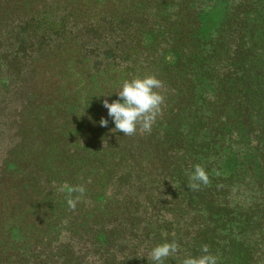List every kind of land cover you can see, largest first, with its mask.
Here are the masks:
<instances>
[{
	"label": "trees",
	"instance_id": "1",
	"mask_svg": "<svg viewBox=\"0 0 264 264\" xmlns=\"http://www.w3.org/2000/svg\"><path fill=\"white\" fill-rule=\"evenodd\" d=\"M146 74L162 115L112 132ZM0 116V264H264V0H0Z\"/></svg>",
	"mask_w": 264,
	"mask_h": 264
},
{
	"label": "clouds",
	"instance_id": "2",
	"mask_svg": "<svg viewBox=\"0 0 264 264\" xmlns=\"http://www.w3.org/2000/svg\"><path fill=\"white\" fill-rule=\"evenodd\" d=\"M163 83L155 75L133 76L121 83L120 89L115 92L119 99L109 103L103 100V106L108 110V116L114 121L115 128L112 132H122L126 136H132L139 131L141 134L150 133L152 125L158 116L162 115L164 104ZM107 96V95H106ZM100 125L106 127L108 121L101 118ZM201 184H209V176L203 166L196 164L194 170L189 173L188 187L199 190ZM173 186V185H172ZM174 187V186H173ZM66 192V202L70 209L75 210L86 189L83 185L71 186L64 183L59 189ZM73 193H79L73 198ZM179 245L173 240L154 246L148 253L147 259L155 264H164V260L175 255ZM202 255L186 256L180 264H217V259L209 252L207 245L202 246Z\"/></svg>",
	"mask_w": 264,
	"mask_h": 264
},
{
	"label": "rangeland",
	"instance_id": "3",
	"mask_svg": "<svg viewBox=\"0 0 264 264\" xmlns=\"http://www.w3.org/2000/svg\"><path fill=\"white\" fill-rule=\"evenodd\" d=\"M0 121H1V116H0ZM11 143H12V139L10 137V130L8 126L0 122V160Z\"/></svg>",
	"mask_w": 264,
	"mask_h": 264
}]
</instances>
